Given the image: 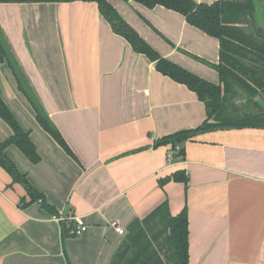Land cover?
Instances as JSON below:
<instances>
[{
    "label": "crops",
    "instance_id": "1",
    "mask_svg": "<svg viewBox=\"0 0 264 264\" xmlns=\"http://www.w3.org/2000/svg\"><path fill=\"white\" fill-rule=\"evenodd\" d=\"M107 1L160 56L219 82L209 65L218 63L216 38L163 6ZM0 27L75 157L41 128L0 62V97L40 158L31 163L15 145L5 153L62 219L86 225L63 236L40 202L20 206L25 189L0 166V264H110L129 223L164 200L171 215L187 207L189 264H264V127L198 133L171 159L154 142L199 125L204 103L114 33L95 2H0ZM10 134L0 118V142ZM178 169L186 184L158 185Z\"/></svg>",
    "mask_w": 264,
    "mask_h": 264
},
{
    "label": "trees",
    "instance_id": "2",
    "mask_svg": "<svg viewBox=\"0 0 264 264\" xmlns=\"http://www.w3.org/2000/svg\"><path fill=\"white\" fill-rule=\"evenodd\" d=\"M72 1L95 2L98 11L114 33L122 36L135 52L154 61L157 71L184 84L204 103L205 119L199 125L165 135L154 142V145H168L169 158H181L184 142L201 132L231 127H264V111L247 114L237 120L227 117L225 112L229 98L235 93V86L244 89L252 97L261 94L264 96V19L258 20L260 25L255 24L256 0H215L211 3L195 0H133L148 8L159 5L175 11L183 15L190 25L216 38L219 44L218 63L209 65L216 69L218 83L209 82L160 56L107 0H0L4 3ZM0 62H5L11 70L18 90L32 107L41 128L67 154L75 157L30 88L11 53L1 27ZM254 104L259 105L256 99ZM0 118L11 129V134L0 142V166L11 177V183H20L25 189L28 200L22 197L20 206L40 199L43 208L59 217L54 207L46 202L43 195L28 181L26 174L20 172L5 153L7 146L15 145L31 163L38 162L40 158L29 132L20 126L1 97ZM168 181L186 184L188 176L183 169H178L160 178L158 185L163 186ZM59 223L63 236H74L69 232L75 225L74 220L60 219ZM127 228V233L113 253L110 264H189L186 205L177 214L171 215L167 200H164L144 218L131 221Z\"/></svg>",
    "mask_w": 264,
    "mask_h": 264
},
{
    "label": "rangeland",
    "instance_id": "3",
    "mask_svg": "<svg viewBox=\"0 0 264 264\" xmlns=\"http://www.w3.org/2000/svg\"><path fill=\"white\" fill-rule=\"evenodd\" d=\"M256 4L254 17H256L255 24L258 26L260 25L258 20L264 19V0H256ZM234 88L235 93L229 98L225 109L227 117L237 120L247 114L264 111V96L262 94L252 97L244 89L237 86ZM255 99L259 103L257 106L254 104Z\"/></svg>",
    "mask_w": 264,
    "mask_h": 264
},
{
    "label": "built area",
    "instance_id": "4",
    "mask_svg": "<svg viewBox=\"0 0 264 264\" xmlns=\"http://www.w3.org/2000/svg\"><path fill=\"white\" fill-rule=\"evenodd\" d=\"M38 202H40V199L37 200ZM55 217V216H53ZM58 221L60 219H62L60 216L59 217H55ZM72 220H74L75 222V225L74 227L71 228V230L69 231L71 234H73L74 236L75 235H78L80 233H82L85 229H86V225L81 223V221L79 220V218L73 216L71 217ZM115 231L119 234H122L124 232V230L119 227V226H115Z\"/></svg>",
    "mask_w": 264,
    "mask_h": 264
}]
</instances>
